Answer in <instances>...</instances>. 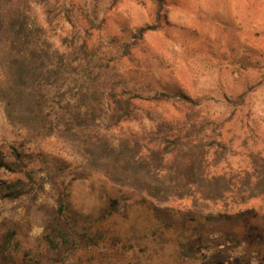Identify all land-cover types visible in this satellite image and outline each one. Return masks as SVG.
Returning a JSON list of instances; mask_svg holds the SVG:
<instances>
[{
  "label": "rangeland",
  "instance_id": "rangeland-1",
  "mask_svg": "<svg viewBox=\"0 0 264 264\" xmlns=\"http://www.w3.org/2000/svg\"><path fill=\"white\" fill-rule=\"evenodd\" d=\"M64 2L51 27L38 6L30 13L52 49L79 51L77 80L59 89L57 98L77 103L107 81L147 109V95L180 91L198 102L202 117L222 123L226 155L217 171L233 177L249 166L251 153L264 157V0H165L161 10L151 0ZM145 25L158 26L124 57L123 43ZM158 111L170 118L184 110L169 104ZM97 116L96 129L111 136L142 128L137 121L111 126L102 106ZM22 139L0 102V150L10 156ZM31 151L22 152L37 188L16 200L0 199V264H264L260 200L213 222L189 203H178L184 212L171 225L159 214L164 207L145 198L112 213L107 199L116 190L101 177H83L79 158L62 141L52 137ZM0 178L13 177L0 171ZM60 201L66 206L61 215ZM58 223L96 246L50 251L41 237ZM9 232L14 235L5 244ZM209 243L218 255L198 260L180 251L185 245L203 253Z\"/></svg>",
  "mask_w": 264,
  "mask_h": 264
},
{
  "label": "trees",
  "instance_id": "trees-1",
  "mask_svg": "<svg viewBox=\"0 0 264 264\" xmlns=\"http://www.w3.org/2000/svg\"><path fill=\"white\" fill-rule=\"evenodd\" d=\"M62 1L66 0H0V102L7 123L24 137L10 156L0 150V171L13 177L0 178V199L16 200L37 188L22 151L26 148L32 154V147L37 149L55 137L79 158L83 177H101L116 190L117 195L107 199L112 213L145 198L164 207L159 214L174 225L184 212L174 206L178 203H189L213 222L230 212L239 213L254 200L264 202V157L251 153L249 166L233 177L217 171L226 155L222 123L202 117L198 102L180 91L147 95V109L107 81L99 90L83 93L77 103L57 98L59 89L77 80L79 51L52 49L44 27L33 23L30 13L38 6L46 26L51 27L62 14ZM151 1L158 10L166 4L165 0ZM160 16L157 11L156 20ZM157 26L136 29L131 41L123 43V56H129L130 49ZM169 104H180L182 115L167 118L158 111ZM99 106L104 107L111 126L137 121L142 128L119 131L116 136L101 133L96 129ZM65 207L60 201V215ZM13 235L7 233L2 242L8 244ZM41 239L50 251L75 252L96 246L91 239L75 238L59 223L46 229ZM208 245L203 253L185 245L180 251L198 260L219 254L213 244Z\"/></svg>",
  "mask_w": 264,
  "mask_h": 264
}]
</instances>
